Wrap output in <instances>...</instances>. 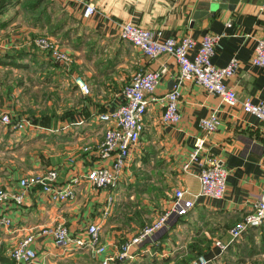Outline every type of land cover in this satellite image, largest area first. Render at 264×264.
Here are the masks:
<instances>
[{
  "label": "crops",
  "instance_id": "1",
  "mask_svg": "<svg viewBox=\"0 0 264 264\" xmlns=\"http://www.w3.org/2000/svg\"><path fill=\"white\" fill-rule=\"evenodd\" d=\"M49 1L53 9L48 24L26 23L13 27L15 21L23 20L9 7L0 17L4 20L13 15V19L0 28L3 45L0 51V111L12 114L16 110L19 116L20 96H27L29 91L37 96L41 87L46 89L41 95L48 101V91L59 92L67 76H79L88 84L91 96H87L91 101L81 103L82 95L72 85V88L67 87V102L61 103L60 110L65 111L63 117L59 108H55L46 123L31 121L24 131H12L0 125V154L6 152L11 156L9 163L0 161L1 188L16 192L20 178L51 168L57 170L58 180L63 183L88 168L108 164V161H101L94 150L106 127L96 115L118 105L120 90L132 73L155 70L162 65L166 71L148 97L143 130L139 141L129 151L116 185L112 189H94L80 182L74 185V200L67 203L51 202L38 187L27 188L21 204L0 205V214L10 219L9 225H0V244L11 249L24 235L55 223L63 222L72 234H80L87 224L95 223L104 245L101 254L58 247L47 237L36 236L30 243L35 259L21 264H98L103 257L114 255L119 245L138 231L144 220L140 209L146 204L147 192L159 190L165 184L171 191L182 188L195 193L199 164L215 156L227 170L223 196L219 199L198 197L186 215L172 219L163 230L134 248L129 258L109 262L171 264L176 255L199 253L208 259L207 264H215V258L231 242L228 228L251 210L264 186V123L243 112L239 105L228 107L217 95L187 81L179 85V122L162 123L161 105L155 98L173 87L177 66L173 58L165 54L146 57L120 39L118 30L121 23L129 21L151 31L159 30L162 37L187 35L198 40L205 33L217 34L219 38L210 57L211 64L221 67L235 57L237 67L225 80L226 84L238 99L264 102V68L250 63L256 39L264 34V0H234L231 1L232 9L208 10L198 18L192 15L196 9H206L202 4L206 0ZM85 3L94 5L95 10L89 17L82 18ZM54 19L59 20L58 28L49 36L71 57L73 68L68 66L65 71L53 68L52 59L38 49L39 54L23 57L4 53L11 47L29 46L30 34H49L47 30ZM21 60L27 64L25 71L22 66L15 65H21ZM31 75L37 77L30 81ZM31 100L30 105L34 106ZM31 106L28 108L36 111ZM212 110L216 111L218 125L205 136L196 162L182 171L181 165L194 139L202 135L197 119ZM15 159L18 164L13 162ZM79 195L85 196L83 204L76 202ZM152 197L155 198L150 194L147 198L151 200ZM108 198L111 201L105 212ZM168 201L163 199L164 207ZM254 228L257 227L247 231ZM204 238L207 245L198 249V240ZM216 242L224 244L225 248L220 249Z\"/></svg>",
  "mask_w": 264,
  "mask_h": 264
},
{
  "label": "built area",
  "instance_id": "2",
  "mask_svg": "<svg viewBox=\"0 0 264 264\" xmlns=\"http://www.w3.org/2000/svg\"><path fill=\"white\" fill-rule=\"evenodd\" d=\"M94 10L95 7L91 3L83 4L82 18L89 17ZM118 36L148 58H155L160 54L173 58L177 66L175 83L169 91L155 98L161 105L160 121L162 123L174 125L179 122V85L186 81L199 85L208 93L217 95L228 107L239 105L243 112L264 123V102L253 103L249 98L238 99L235 91L225 82L234 73L237 59L231 57L221 67L211 64L210 57L214 54L218 43L217 34L205 33L198 40L187 35L179 38L162 37L159 30L151 31L125 21L119 25ZM33 43L46 52L54 63L66 65L68 69L70 56L58 49L50 38L39 37L33 39ZM2 48L3 45L0 43V50ZM250 63L264 68V34L256 39ZM165 71L162 65L155 70H139L132 73L120 90L121 100L118 105L112 110L96 115L97 120L106 123V127L103 130L102 139L94 150L98 158L104 162L108 161V164L88 168L82 174L75 175L63 183L58 180V172L53 168L22 177L18 180L19 190L16 192L0 187V205L9 202L15 205L21 204L24 191L32 186L38 187L54 203H67L74 200V185L80 182L94 189H112L121 175L130 149L139 141L148 97ZM74 82L82 94L88 93V88L79 77H74ZM0 125L11 130L24 131L31 123L25 116L14 118L10 113L0 111ZM217 125L218 117L215 110L197 119V126L202 135L194 139L193 147L181 165L182 171H187L196 162L205 136L213 132ZM226 175L227 170L221 161L215 156L208 157L199 164L196 175L198 190L195 193L174 188L164 209L152 221L126 238L114 255L103 257L98 264H109L113 260L122 261L129 258L134 248L163 230L172 219L186 215L198 197L221 198L225 191ZM110 201L108 198L105 212L109 209ZM9 223L10 219L0 214V225L7 226ZM262 224H264V186L255 198L251 210L228 228L229 239L232 241L248 229ZM36 236L47 237L55 246L62 248L83 249L95 255L104 251L97 224L89 223L80 234H72L67 226L60 222L38 227L35 232L28 233L19 239L7 254L12 264L27 263L35 259L36 254L30 248V243ZM215 245L220 249L225 248L224 244L218 242ZM207 263L208 259L204 255H197L182 264Z\"/></svg>",
  "mask_w": 264,
  "mask_h": 264
},
{
  "label": "rangeland",
  "instance_id": "3",
  "mask_svg": "<svg viewBox=\"0 0 264 264\" xmlns=\"http://www.w3.org/2000/svg\"><path fill=\"white\" fill-rule=\"evenodd\" d=\"M20 17H21L20 19H22V16H20ZM58 23H59V20L54 19L52 25H58ZM21 24H26V22L25 21H22V22L21 21H15V23L12 24L11 26L18 28L21 26ZM49 35H50V33L49 34H47V33L46 34H35V35L30 34L29 39H28L30 44H29V46L27 45V47H26L27 49L23 45H21L18 47H11L10 50H6V52H4V53L14 55V53L18 51V52H23L24 54H30V53L31 54H39L38 50H40V51H43V50H41L39 47H37L33 43V39H36L39 37L50 38L55 43V45L58 47V49L67 53L65 50L60 48L58 42ZM19 62H20V60H19ZM21 62L24 63L25 65H27L24 60H21ZM54 64L55 65L53 66V68H57L60 71H65L66 65H63L60 63L59 64L54 63ZM68 64L70 66L69 68H73V63H72L71 57H70V62ZM27 69L28 68H24V69H22V71H25ZM30 69L31 68H29L28 71H30ZM18 71H21V70H18ZM32 75L29 79L30 81H32L33 78L35 79L37 77V76L36 77L33 76V78H32ZM79 78L84 82V84L88 88L87 94H82L79 91L82 95V100H83V101H81V103H89L91 100H90V97L87 95L91 96V94H90L91 91L88 87V84L81 77H79ZM63 81H64L63 82L64 86H62V88H59V90H58L59 92L54 91V93H53L52 91H48V92H50L49 93L50 98L48 99V101H46L45 97H42V95H41V93L46 90L42 87L40 88V94L37 96H35V95L33 96L32 92H30V91L28 92L27 96L22 94L20 96V99H19L20 100L19 105L20 106L22 105L21 109H20L21 111L19 112L20 114H19V116H16L17 112L15 110L14 113L11 114V116L15 118V117H21V116L26 117L28 115V117H26V118L30 121V123L32 121L31 119H34L33 122L37 121V122L42 124V123H46L47 122L46 119L48 117L52 116L51 115L52 110H55V108H57V109L59 108V112H60L61 116L63 117L64 116L63 113L65 111L60 110V109L62 107L61 103L67 102L66 91L68 88H70V87L72 88L73 87L72 85L76 86V84L74 82V78H72V77L67 76L63 79ZM10 84H12V83H10ZM55 94L57 95V97L54 98ZM30 98H32L31 101L34 104V106L30 105ZM30 106L34 107V109H36V111H34L31 108H28ZM42 107H44V108L42 109ZM12 131H14V130H12ZM0 155H1L0 161H2L3 164L9 163V159H11L10 158L11 156L9 153L3 152ZM13 162L15 164H18L17 159H15ZM27 176H29V175H27ZM27 176H25V177H27ZM161 187L162 188L159 190L149 191L146 193L148 198L150 197V194L151 195L153 194V196L155 198L152 197L151 200L148 199L147 197L145 198V195H144V198L147 201H146V204H144L145 206H143L140 209V215H141L142 219H144V220L141 222V225L138 226L139 229L143 225L148 224L150 221H152L164 209L165 204L162 201H163V199H169L172 191L170 190V188L165 187V184H162ZM139 197L143 198V196H139ZM87 198H88V196H87ZM77 201H79V202H81V204H83L85 201V196H83V197L80 195L77 196L76 202ZM157 235H159V234H156V236ZM198 243H199L198 249L200 248L201 245H202L201 247H204L207 245L205 238L198 240ZM2 247L3 246L0 244V253L6 257L7 261H9L10 264H12L11 261L9 260L8 256H7V253L10 251V247H8V246H6L5 248L4 247L2 248ZM195 247L196 246H194V248ZM198 254L199 253H196V254L191 255V256H195ZM191 256H186V255L177 256L176 255V257H174L175 259L172 260L171 264H182V263L186 262V260L189 259ZM215 259H216L215 264H264V226H260V227L257 226V228L246 231L245 233L238 236L236 239H233L231 242L228 243V245L225 248V250L223 251V253H221ZM0 264H5V263L0 262Z\"/></svg>",
  "mask_w": 264,
  "mask_h": 264
},
{
  "label": "trees",
  "instance_id": "4",
  "mask_svg": "<svg viewBox=\"0 0 264 264\" xmlns=\"http://www.w3.org/2000/svg\"><path fill=\"white\" fill-rule=\"evenodd\" d=\"M9 8H14V14H20L22 16V20L28 23L29 25H33L36 23H43L48 24L50 22L51 13H52V5L49 0H0V17L4 14V12ZM16 7V8H15ZM48 9V10H47ZM11 18L1 20L0 18V28L5 27L6 24L13 19V15L10 16ZM54 21V20H53ZM49 25L48 33L54 34L55 29L58 28V25ZM17 57H23V52H15L14 53ZM21 65L16 66H22L25 67L24 63H20ZM28 117V115L26 116ZM32 121L34 119H31ZM199 255V254H198ZM197 256V255H195ZM194 256V257H195ZM6 257L0 253V262L5 264H10L9 261H7ZM9 262V263H8Z\"/></svg>",
  "mask_w": 264,
  "mask_h": 264
},
{
  "label": "water",
  "instance_id": "5",
  "mask_svg": "<svg viewBox=\"0 0 264 264\" xmlns=\"http://www.w3.org/2000/svg\"><path fill=\"white\" fill-rule=\"evenodd\" d=\"M206 1L207 2H202V4L206 7V9L204 10L196 9L192 15V18H198L206 14L208 10H215L217 8L232 9L231 1L234 0H206Z\"/></svg>",
  "mask_w": 264,
  "mask_h": 264
}]
</instances>
